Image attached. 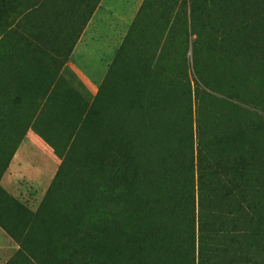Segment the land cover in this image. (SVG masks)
<instances>
[{
    "label": "rangeland",
    "instance_id": "rangeland-1",
    "mask_svg": "<svg viewBox=\"0 0 264 264\" xmlns=\"http://www.w3.org/2000/svg\"><path fill=\"white\" fill-rule=\"evenodd\" d=\"M2 1L0 108L9 112V120L0 119V186L39 218L22 231L29 233L27 238H13L0 225V264H48L54 257L44 251L47 242L55 249L67 240L76 249L79 236L88 235L100 236L102 245L101 236L114 224L120 228L112 233H124L126 242L111 248L107 264H192L194 253L198 264L203 233L216 247L252 258L264 250V66L257 56L233 50L228 35L220 41L210 36L207 45L216 40L221 45L207 48L195 72L190 46L194 97L184 123L179 106L171 107L169 117L178 132L167 135L159 120L160 82H144L150 74L145 75L134 47L116 60L112 72L98 81L88 77L103 73L111 60L103 51L110 45L117 55L130 29L112 21L109 32L116 36L105 38L86 26L94 39L82 47L77 61L87 76L71 57L63 64L67 56L61 55V44L76 40L67 35L78 33L71 22L86 8L77 6L80 0ZM151 2L134 31L138 42L164 43L182 36V16L167 34L169 22L163 21L170 0ZM215 5L226 4L218 0ZM191 6L189 2V13ZM8 14L19 18L9 20ZM149 14H155L154 24ZM226 16L227 30L248 19L239 13ZM35 43H42L43 53ZM156 70L152 74L160 79L162 70ZM104 81L108 83L97 97ZM217 97L236 107L226 114L228 121L209 133L206 124L215 121L200 100L211 103ZM206 114L208 120L199 121ZM115 130L127 144L123 189L109 185L112 166L108 151L101 149ZM230 188L239 195L226 197ZM240 204L243 211L237 213ZM98 223L105 233L99 234ZM144 238L152 242L151 249L143 250ZM221 260L217 256L212 263ZM227 260H233L231 255ZM64 261L84 264L79 255Z\"/></svg>",
    "mask_w": 264,
    "mask_h": 264
},
{
    "label": "trees",
    "instance_id": "trees-1",
    "mask_svg": "<svg viewBox=\"0 0 264 264\" xmlns=\"http://www.w3.org/2000/svg\"><path fill=\"white\" fill-rule=\"evenodd\" d=\"M9 1L10 0H3V5L8 4ZM100 1L101 0H80L77 3L78 7L82 6V8H86L81 10V12H79L80 15L77 14L78 16L74 18V20L72 19L71 22L75 29L78 28V30H76L78 33L73 36V33L71 32L67 35V38L69 39L72 37L76 38V40L72 43L66 41L61 44V55L66 54L67 56L66 60L62 61L63 64L69 61L77 43V39H79L81 34L84 32ZM217 1L218 0H170L171 4L166 9V13L164 14L166 16V20L163 21L169 22L167 25L168 27L166 26V28H169L167 34L171 32L173 33L175 30L174 26L180 22L179 18H181V16L186 21L184 24L185 32L177 39H172L173 41L169 40V42L165 41L163 43L162 41L164 40L156 42L151 41V39H142L138 42L139 39H136L134 31L142 21L144 22L149 9H151L150 7L152 2L150 3V0H145L129 30V33L124 39L121 49L117 53L115 61L111 64L110 72H112L114 66L116 65V60L122 56L124 57V54L126 55V53L134 47L139 63L142 65V68L146 70L145 75L147 72L150 74L148 75L149 77H147L148 79L144 78V82L146 84L149 82H160V94L158 98L160 110L159 120H161L160 127L162 133H167V135L178 132V126L175 125L176 122L174 123V121L169 117L171 107L174 105L179 106V111L183 115L182 122L184 123L186 122L185 117L189 116V107L191 106L192 99L194 97L192 84L189 80L190 58L188 54L191 49L190 46L192 47V60L194 63L193 69L195 72L199 71L198 62L200 56L204 54L207 48L215 49V47L220 44V38L225 37L226 35L233 38V42H230V47L233 50L240 49L242 52H247L255 57L257 56L256 59L264 66V0H224L226 5H224V7L220 6V9L216 8L215 3ZM189 2L192 4L190 13L187 10ZM16 4L20 5V3ZM68 13L74 14V10H70ZM234 13H239V15L244 14L248 19L241 22V25H236L234 23L230 24V28L227 30L224 26V22H228V20H226V15ZM154 15L155 14H149L150 21ZM7 18L9 20L11 18H19V15L15 17L14 14H8ZM255 24L256 26H254ZM42 28L44 29V26H42ZM166 28H164V30H166ZM164 33L165 31L161 33L162 37L165 36ZM171 36L174 37V35ZM210 36L216 37L219 41L216 40L215 44L207 45L206 41ZM194 37L195 39L192 41V38ZM35 48L40 49L42 51L41 53H43L44 47L42 43H35ZM133 64H135V62ZM155 68L158 69L156 70L157 72H159L160 68L162 70L160 79L157 78L155 73L152 74ZM104 82L105 83L102 84L97 97H100V93L104 90L105 85L108 83L106 81ZM143 94L141 93L139 96ZM255 97V95H251L252 99ZM143 100L141 102H143ZM200 104L201 107H209L210 118H213L215 121L213 123L207 122V131L209 133V130L214 125L218 123L222 125V123L228 121L229 117H227L226 114H230L232 111L231 107H236L218 97L216 99L214 98L211 103L201 99ZM0 119H2V123H7L9 120V112L7 115L5 110L0 108ZM202 119L206 122V120H208L207 114L204 117L199 115V121ZM8 130V128H5V132H8ZM122 130L123 128H121L120 131ZM4 138L8 137L5 136ZM180 147L183 149V144H180ZM103 148L108 151L105 157L112 166V170L109 171L111 172V181L109 185H117L120 189H123L125 187L123 176L125 175L126 177L127 144L122 138H120L115 130L113 134L106 139V143L102 144L101 149ZM129 150H131V148ZM98 153H100V151ZM174 153L175 152H173L172 155ZM101 155L102 153L99 154V158ZM233 191H237L235 196L233 195ZM51 193L52 190H49L48 194ZM238 195V190L230 188L226 197H236ZM242 207V204L238 206L237 213L243 211ZM221 213L225 215L223 212ZM37 214L33 215L25 209V207H23L13 197L9 196L0 186V225L11 237L19 239L24 236L27 238L29 233H22V231H25L32 223H35L38 220L39 217ZM204 226L205 225H202L203 229L205 228ZM17 227H20V229L18 230ZM163 227L164 224L162 229ZM98 228H100L101 231L99 234H102L104 232V226L98 223ZM107 228L109 227L107 226ZM118 228L120 227L114 224L112 228H109L108 233L104 232L105 236H101L102 245L98 244L100 242L98 239L100 236L94 237L88 235L79 236L76 241L78 242L76 243L78 246L76 249H70L66 245V237H64V240L66 241L60 248L54 249V246L47 242L44 246V251L50 259L51 255L54 257L52 260H49L48 264H61V259L63 257L68 260L70 257L78 255L83 258L84 264H92L93 262V264H107V261L110 259L112 254L111 248H121L126 242L124 233H112L114 229ZM203 229H201L202 232L204 231ZM148 230L150 229L148 228ZM19 231L21 233H19ZM50 241H52L51 238ZM21 245L22 248H24V243H21ZM94 248L99 249L100 251L95 250ZM151 248L152 242L147 241L146 238H144L143 250L145 251ZM49 253L51 255H49ZM230 255L233 260H227L230 258ZM217 256H220L222 259L217 264H249L250 259L254 260V258L261 261L258 262L254 260V264H264V250L262 252L260 251V253H255L253 255L254 258H252L251 256L246 255L243 251L231 252L230 250L228 251L224 248L216 247L214 243L209 242V240L206 241V236L204 237L203 233L200 240L198 264H213L212 261ZM69 262L71 261H64V264H70ZM159 262L160 260H158V263ZM145 264L149 263L146 262ZM192 264H197L195 253L192 259Z\"/></svg>",
    "mask_w": 264,
    "mask_h": 264
},
{
    "label": "crops",
    "instance_id": "crops-1",
    "mask_svg": "<svg viewBox=\"0 0 264 264\" xmlns=\"http://www.w3.org/2000/svg\"><path fill=\"white\" fill-rule=\"evenodd\" d=\"M145 0H101L94 11L92 18L90 19L87 27L89 29H98V32L104 33L103 37H115V32L111 33L109 30H114L111 26H109L112 21L117 23V25L122 27L123 29H130L133 22L135 21L141 7L143 6ZM102 23V25H99ZM88 30V29H87ZM83 32L79 39V43H77L73 49L71 54V60H75L76 66L79 70H81L85 75H87L85 69L79 65L77 59L79 58V53L84 51L82 47H87L90 43L92 44L93 37L89 36L88 31ZM97 32V33H98ZM120 34V33H119ZM118 37V36H117ZM103 57L107 59H111L110 62L106 67L103 68V73L101 71L97 74L87 75L91 77L95 81H98L104 73L109 71L111 64L113 63L114 59L116 58L115 49L110 47V45L103 51ZM96 77H95V76ZM98 75V76H97ZM98 78V79H97Z\"/></svg>",
    "mask_w": 264,
    "mask_h": 264
}]
</instances>
